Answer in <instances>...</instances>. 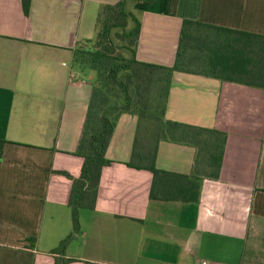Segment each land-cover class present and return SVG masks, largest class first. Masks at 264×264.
<instances>
[{"label": "crops", "instance_id": "crops-1", "mask_svg": "<svg viewBox=\"0 0 264 264\" xmlns=\"http://www.w3.org/2000/svg\"><path fill=\"white\" fill-rule=\"evenodd\" d=\"M120 0H0V264H55L73 232L75 154L96 75L74 61L96 37L102 4ZM140 20L137 57L173 65L182 23L264 34V0H125ZM133 22L131 27L133 26ZM167 119L225 132L219 178L201 176L196 203L150 197L152 172L127 163L138 118L118 120L97 203L80 209L70 264H244L264 256V88L174 72ZM196 147L161 141L159 169L190 174ZM264 261V260H263ZM261 264H264L262 262Z\"/></svg>", "mask_w": 264, "mask_h": 264}, {"label": "trees", "instance_id": "trees-1", "mask_svg": "<svg viewBox=\"0 0 264 264\" xmlns=\"http://www.w3.org/2000/svg\"><path fill=\"white\" fill-rule=\"evenodd\" d=\"M31 1L22 0L27 15ZM124 3L102 4L96 37L89 41L92 46L74 53L77 65L95 70L97 75L75 151L84 164L78 177L69 175L73 180L68 202L73 212V232L52 250L55 264L72 261L66 256L67 244L79 230L80 209H93L97 203L102 171L113 162L106 153L121 115L130 113L138 118L127 164L152 172L150 197L196 203L202 174L219 178L226 136L222 131L166 118L174 72L212 75L264 88V34L185 19L174 64L143 62L137 57L140 20L125 11ZM130 22L134 23L132 27ZM164 140L196 147L195 167L190 174L159 169L157 151ZM4 143L0 139V164Z\"/></svg>", "mask_w": 264, "mask_h": 264}, {"label": "rangeland", "instance_id": "rangeland-1", "mask_svg": "<svg viewBox=\"0 0 264 264\" xmlns=\"http://www.w3.org/2000/svg\"><path fill=\"white\" fill-rule=\"evenodd\" d=\"M132 25V22H130V26ZM97 31V30H96ZM92 44L93 43H90L89 45H88V47H90V46H92ZM91 72L92 73H94V74H97V72L95 71V70H91ZM259 242H258V244H256V251H257V253H254V254H251V255H249V257H248V259H247V261L244 263V264H261L262 262H264L263 260H264V256L262 255V257L259 259V252H260V246H259Z\"/></svg>", "mask_w": 264, "mask_h": 264}, {"label": "built area", "instance_id": "built-area-1", "mask_svg": "<svg viewBox=\"0 0 264 264\" xmlns=\"http://www.w3.org/2000/svg\"><path fill=\"white\" fill-rule=\"evenodd\" d=\"M201 264H206V260H204V261H201Z\"/></svg>", "mask_w": 264, "mask_h": 264}]
</instances>
